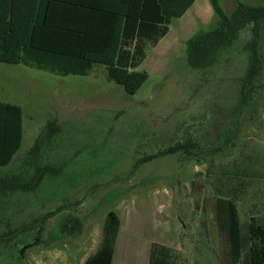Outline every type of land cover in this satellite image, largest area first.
<instances>
[{
	"label": "rangeland",
	"instance_id": "1",
	"mask_svg": "<svg viewBox=\"0 0 264 264\" xmlns=\"http://www.w3.org/2000/svg\"><path fill=\"white\" fill-rule=\"evenodd\" d=\"M218 1L228 14L236 5ZM216 22L210 0L173 18L156 46H147L137 70L148 77L131 95L107 81L103 69L59 76L0 62V99L23 112L21 147L0 178L17 176L25 186L38 167L55 170L12 193L1 208V230L56 211L41 231L37 224L10 243L25 245V264H83L102 239L109 210L120 219L112 264H148L152 242L172 248L179 264H247L250 217L264 223V93L252 118L241 114L238 133L230 135L249 28L214 66L187 63V40ZM188 134L205 142V154L177 152L135 168ZM220 198L234 199L238 211L245 241L237 262L221 227ZM14 250L4 246L0 264H22Z\"/></svg>",
	"mask_w": 264,
	"mask_h": 264
},
{
	"label": "trees",
	"instance_id": "2",
	"mask_svg": "<svg viewBox=\"0 0 264 264\" xmlns=\"http://www.w3.org/2000/svg\"><path fill=\"white\" fill-rule=\"evenodd\" d=\"M193 1L0 0V62L34 67L59 76H82L96 68L103 69L107 81L131 95L148 77L147 72L137 70L146 58L147 46H155L168 33L171 19L180 17ZM210 2L217 22L214 27L187 40L190 68L204 70L214 66L242 30L249 28L250 31V38L244 44L247 67L240 78L239 98L231 116L236 119L230 123L233 128L229 129L230 135L234 136L238 133L240 115L252 118L255 105L264 93L261 79L264 72V4L235 0V8L228 14L218 0ZM175 7L179 10L171 11ZM22 118L19 105L0 99V168L8 167L18 154L23 137ZM230 135L225 136L226 140ZM205 146L201 138L188 134L184 139L142 157L135 168L143 161L177 152L197 157L207 152ZM220 147L218 144L209 150ZM50 170L55 171L52 167H38L25 186L17 176L0 178V213L12 193L37 184ZM218 204L221 227L229 240L233 261L237 262L245 241L238 211L234 199L220 198ZM55 213L51 211L20 227H12L6 222L2 230L0 219V241L4 245L10 244L20 233L37 224L41 231L46 218ZM119 226L118 214L109 210L103 221L102 239L83 264H111ZM36 238L38 240L39 236ZM247 241V264H264V223L254 217H250ZM148 264H179L178 254L166 245L152 242Z\"/></svg>",
	"mask_w": 264,
	"mask_h": 264
},
{
	"label": "flooded vegetation",
	"instance_id": "3",
	"mask_svg": "<svg viewBox=\"0 0 264 264\" xmlns=\"http://www.w3.org/2000/svg\"><path fill=\"white\" fill-rule=\"evenodd\" d=\"M37 242V238H33L30 239V244L29 245H33ZM4 246H10V248H15V256L19 257L22 260V264H25L23 258L21 257L23 253H21V250L23 249V247L25 245H21V244H6L4 245L1 241H0V253L2 252V249L4 248Z\"/></svg>",
	"mask_w": 264,
	"mask_h": 264
},
{
	"label": "crops",
	"instance_id": "4",
	"mask_svg": "<svg viewBox=\"0 0 264 264\" xmlns=\"http://www.w3.org/2000/svg\"><path fill=\"white\" fill-rule=\"evenodd\" d=\"M196 2H197V0H194L193 1V3L185 10V12L180 16V17H177V18H181L191 7H193V6H195V4H196ZM173 10H171V11H178L179 9L177 8V7H175V8H172ZM198 9H201V5L199 4L198 5ZM173 19V18H172ZM171 19V20H172ZM160 41V40H159ZM156 46V45H155ZM111 264H112V262H111Z\"/></svg>",
	"mask_w": 264,
	"mask_h": 264
},
{
	"label": "water",
	"instance_id": "5",
	"mask_svg": "<svg viewBox=\"0 0 264 264\" xmlns=\"http://www.w3.org/2000/svg\"><path fill=\"white\" fill-rule=\"evenodd\" d=\"M21 253H23V249L21 250ZM22 258H23V254H22V256H21Z\"/></svg>",
	"mask_w": 264,
	"mask_h": 264
}]
</instances>
